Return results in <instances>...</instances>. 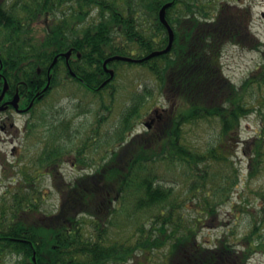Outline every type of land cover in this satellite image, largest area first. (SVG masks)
I'll use <instances>...</instances> for the list:
<instances>
[{"label": "trees", "instance_id": "trees-1", "mask_svg": "<svg viewBox=\"0 0 264 264\" xmlns=\"http://www.w3.org/2000/svg\"><path fill=\"white\" fill-rule=\"evenodd\" d=\"M235 1L19 2L21 25L8 17V38L0 42V88L5 78L7 98L18 91L21 105L27 102L46 82L47 69L58 55L49 85L62 88L59 77L64 72L71 87L100 98L92 105L101 102L98 108L102 111L78 104L75 108L81 107L80 111L65 118L63 106L54 103L42 108V125L49 137L34 158L35 170L38 176L47 173L54 180L59 204L55 212H43L41 193L33 187L38 176L21 170L20 183L1 196L0 263L14 254L20 257L16 264H126L139 258L146 262L166 244L170 251L165 264H246L254 254L264 253V231L258 232L262 227L252 214L251 229L236 243L230 235L213 243L202 242L196 235L215 218L217 207L229 200L227 195L211 203L208 181L224 164H233L232 141H242V120L253 113L260 115L259 129L242 141L241 148L249 157L248 177L256 176L264 166V40L250 29L249 9H235L231 6ZM167 2L171 4L165 18L174 33L171 49L126 64L145 67L160 83L169 105L151 108L150 128L134 134L152 95L149 89L136 93L113 127L111 147L105 151L108 156H102L89 171L93 162L88 160L87 149L97 148L95 135L103 130L114 99L112 83L99 87L108 76L102 62L113 55L141 59L166 47L168 31L158 12ZM29 12L52 13L53 21L43 20L42 26L32 28L27 23ZM227 43L256 50L261 57L238 85L223 72L222 51ZM68 50L72 51L68 63L75 78L60 55ZM120 63L114 60L112 68L116 70ZM103 91L110 96L108 102L102 98ZM88 112L94 116L91 133L78 135L80 130L72 126V119ZM209 130L215 134L205 142L191 141L192 133L201 136ZM68 158L81 170L72 181L63 179L59 171ZM175 168L190 173L186 182L198 207L191 221L182 211L185 199L180 200L175 188L165 184L163 171ZM260 196L264 200L263 192ZM239 209L244 208L236 204L234 210Z\"/></svg>", "mask_w": 264, "mask_h": 264}, {"label": "rangeland", "instance_id": "rangeland-1", "mask_svg": "<svg viewBox=\"0 0 264 264\" xmlns=\"http://www.w3.org/2000/svg\"><path fill=\"white\" fill-rule=\"evenodd\" d=\"M232 4L240 8L249 7V14L251 17V22H249L250 29L255 37L264 40V0H236L232 2ZM224 45L222 51L223 72L232 82L238 85L244 80L246 75L261 62L260 54H258L259 52L256 50L241 48L235 44L227 43ZM120 65H118L115 79L112 81L114 87L112 91L114 96L112 111L107 122L103 123V130L100 134L95 135L94 143L98 145L96 151H93L90 147L87 149L89 159H93L94 157V159L97 160L102 156H108V153L106 154L105 151L108 147H111L110 144L114 136L112 133L113 125L118 122L122 109L132 102L136 93L144 92L148 89L151 91L152 95L147 99L150 100V102L148 101L146 103L148 107L145 106L142 110L144 115L149 113L148 111L151 108L154 109L155 106L167 108L169 105V101L165 97L160 83L155 80L154 76L146 70L145 67L138 64L128 65L126 63H121ZM63 73L64 72H62L61 77H59L60 80H64ZM71 86V84L64 85L63 82L62 88L52 89L40 106L44 107L42 105H49L50 103H55L56 106H63L65 118L80 111L79 108L81 107L75 108L78 104L93 106L90 104L92 98L91 93H86L84 90L79 91V89ZM101 93H103V100L108 102L110 100L108 92L103 91ZM66 95L68 96L66 97ZM97 100L100 101V98H97L96 102ZM99 106H101V102L93 107L102 111L98 108ZM76 115L77 116L72 119V126L80 130L78 135L82 134L84 131V135L87 134V136H89L92 129L91 123L93 121V115L90 112ZM6 116H8L7 113L0 112V120H5ZM10 116L15 126L8 129V122L5 120L7 130L0 129V159H5L7 163L18 160L16 163L19 162V164H17V166L15 164L7 173L1 171L3 165L0 161V202L4 191L12 189L20 183L23 178L21 168L24 164L27 163L26 165L29 166V163H33L30 171L33 173L34 177L38 176L35 170V160L33 158H35L37 153L42 149L44 141L49 137L48 131L45 133L34 131L36 135L38 134L39 137L42 138L28 135L21 128L24 123L25 115H18L11 112ZM34 120L35 122L39 121L38 119ZM260 123V115L258 116L257 113H253L244 118L240 127V139L242 141L248 140L249 138L251 139L258 131ZM16 126L19 128L18 131H16ZM109 126L111 127L110 130H108ZM214 134L215 131L213 130L206 131L202 133L201 136L192 133L191 141L194 143H197V141L205 142L213 137ZM78 140L79 139H77L74 144H78ZM242 141H232L231 146L235 153L230 160L233 161V164H224V166L220 168L218 175L214 177L210 176L211 181H208L207 188L211 203L227 195H229V200L225 204L219 205L215 218L199 229L196 235L197 239L202 242L213 243L216 242L217 239L223 238L224 235H230L231 241L236 243L251 229V214L254 216L257 223L261 224L262 228L258 232L264 231V200H262L260 196L262 192L264 194V166L256 176L251 178L248 177L249 157L247 156L248 154L244 153L242 151L243 149H241ZM13 147H16V150L11 152V148ZM2 153L5 154L3 155ZM25 169L27 170V168ZM61 173L67 181H72L73 178L78 175L79 170L78 168L73 169L72 164L67 160L61 165ZM7 174L9 177H7ZM163 176L167 178L165 184L172 186L173 189L175 188L180 196V200L185 199L184 204L186 211L184 209L182 210L185 218L190 221L191 219H195L198 215L196 214V209H198V207L195 204L197 197L189 193V183L186 182V179L190 177V173L181 168H175L172 171L165 169L163 171ZM34 180H36L34 185L36 190L41 193L39 201L42 203L41 208L43 212L54 211L59 204V193L55 189L54 180H51L47 173L43 174L42 172L41 175ZM9 198L10 197H8L7 200H9ZM190 198L192 200H190ZM236 204L241 205L244 209L234 210ZM245 208H247L246 211ZM130 233L131 229L129 230V234ZM121 235L122 233L118 234L119 237H121ZM130 237L131 236H129V238ZM169 251L170 245L166 244V246L160 248L159 251L153 253L150 260L145 262L143 258H139L138 261L132 259L126 264H165ZM13 260V257H7L5 263L0 264H10ZM248 264H264V253L254 254L250 258Z\"/></svg>", "mask_w": 264, "mask_h": 264}, {"label": "flooded vegetation", "instance_id": "flooded-vegetation-1", "mask_svg": "<svg viewBox=\"0 0 264 264\" xmlns=\"http://www.w3.org/2000/svg\"><path fill=\"white\" fill-rule=\"evenodd\" d=\"M21 0H0V41H3L6 37V29H5V23L7 22L8 17L11 18L15 24L19 27L21 25V6L20 3ZM45 16V19L44 17ZM41 18H43L44 22H51L53 21V16L52 13H35V12H29V15L27 17V20L30 25V27H35L36 24H42L41 22ZM42 20V21H43ZM25 20L23 19L22 21V25H24ZM7 101V99H3L0 102V112H5L8 114V116H6L5 120L8 122V129L13 128L14 127V123L11 120L12 118H10V114L11 112H14L15 114L18 115H25V119H24V123L23 126L21 127L22 130L24 132H26L27 130H33L35 129V122L33 117H31V111L29 110H25L26 106L30 103V101L27 103V105H22V106H18V109H14L12 108L11 105L8 104H4ZM5 120H0V129L1 130H7L6 129V124H5ZM19 128L18 126H16V131H18ZM16 147L11 148V152L15 151ZM3 155L5 153H2ZM1 158L0 161L1 163H6L5 160H3ZM13 162V161H10ZM6 165L8 166L9 164L6 163ZM7 173L9 171V169L7 168ZM7 177H9V175L7 174Z\"/></svg>", "mask_w": 264, "mask_h": 264}, {"label": "water", "instance_id": "water-1", "mask_svg": "<svg viewBox=\"0 0 264 264\" xmlns=\"http://www.w3.org/2000/svg\"><path fill=\"white\" fill-rule=\"evenodd\" d=\"M168 6H170V3H166V4H164V5H162V8L160 9V11H159V18H160V21L165 25V27L167 28V30H168V36H169V42H168V45L166 46V47H164V49H161V50H159V51H154V52H152V53H150L149 55H147L146 57H144V58H141V59H133V58H130V57H124V56H113V57H110V58H107L104 62H103V66H104V69H106V71H108V73L110 74V78L113 76V70H111V69H107V67H106V65H107V63H108V61L109 60H113V59H121V60H126V61H143V60H145V59H148V58H150V57H152V56H155V55H158V54H161L162 55V53H166V52H168L170 49H171V47H172V42H173V36H174V34H173V31H172V29H171V27L168 25V23L166 22V20H165V10H166V8L168 7ZM70 54H71V51L69 50V51H67V52H65V53H63V55L65 56V58L68 60V58H69V56H70ZM56 59H57V56L54 58V61H53V63H55V61H56ZM53 63H51V66L53 65ZM51 68V67H50ZM50 68H49V70H50ZM48 70V71H49ZM49 82H50V77H48V83L46 84V86H45V88L44 89H46L49 85ZM8 85H7V82L4 80V86H3V89H2V92H1V94H0V100L2 99V97L4 96V94H5V91L7 90V87ZM18 100H19V97H18V95L16 94L15 95V97L9 102V103H11L12 105H14L16 108L18 107Z\"/></svg>", "mask_w": 264, "mask_h": 264}]
</instances>
